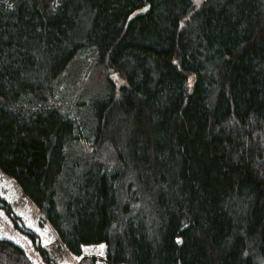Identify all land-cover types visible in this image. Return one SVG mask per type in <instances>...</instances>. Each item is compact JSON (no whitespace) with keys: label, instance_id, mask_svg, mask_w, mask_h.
<instances>
[{"label":"trees","instance_id":"1","mask_svg":"<svg viewBox=\"0 0 264 264\" xmlns=\"http://www.w3.org/2000/svg\"><path fill=\"white\" fill-rule=\"evenodd\" d=\"M0 264H264V0H0Z\"/></svg>","mask_w":264,"mask_h":264},{"label":"rangeland","instance_id":"2","mask_svg":"<svg viewBox=\"0 0 264 264\" xmlns=\"http://www.w3.org/2000/svg\"><path fill=\"white\" fill-rule=\"evenodd\" d=\"M92 61V58L87 54L84 53L82 54L81 57H79L76 60V64L73 67V75L72 78L75 76L77 81H76V88L74 92H70V89L68 90V97H67V104L69 106H71L72 108H74L76 105L81 104L82 102H88L89 98L91 97L89 92L91 91L92 88V80L90 82L89 87L87 88V91L85 89H82V81L80 80L79 75L80 74H85L89 73V70L86 69V67L90 64V62ZM85 79H88V77H84ZM83 78V79H84ZM84 113H86L85 110H83ZM87 132V129H86Z\"/></svg>","mask_w":264,"mask_h":264},{"label":"snow or ice","instance_id":"3","mask_svg":"<svg viewBox=\"0 0 264 264\" xmlns=\"http://www.w3.org/2000/svg\"><path fill=\"white\" fill-rule=\"evenodd\" d=\"M199 2H200V0H196V5H197V7H199ZM45 246H46V245H45ZM100 247L103 248L104 245H100Z\"/></svg>","mask_w":264,"mask_h":264},{"label":"bare ground","instance_id":"4","mask_svg":"<svg viewBox=\"0 0 264 264\" xmlns=\"http://www.w3.org/2000/svg\"><path fill=\"white\" fill-rule=\"evenodd\" d=\"M148 7H146V9H147ZM114 73V75H116V76H118V72H113ZM41 217V216H40ZM27 263V262H26Z\"/></svg>","mask_w":264,"mask_h":264}]
</instances>
